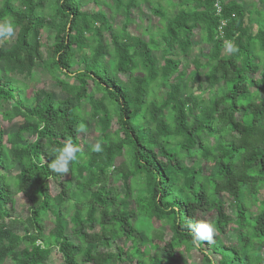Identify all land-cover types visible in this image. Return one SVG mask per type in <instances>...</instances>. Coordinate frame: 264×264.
I'll return each mask as SVG.
<instances>
[{
  "label": "trees",
  "instance_id": "obj_1",
  "mask_svg": "<svg viewBox=\"0 0 264 264\" xmlns=\"http://www.w3.org/2000/svg\"><path fill=\"white\" fill-rule=\"evenodd\" d=\"M152 1L151 13L163 22L161 64L153 57L161 49L157 40L116 31L101 9H82L83 0H0V22L18 28L8 48L0 43V119H22L8 134L0 125V264H48L52 248L62 264H180V253L191 251L205 264H264V200L255 197L256 209L249 211V199L264 191V25L252 33L245 23L248 11L237 0H219L218 12L217 0H177L168 11L162 0H111L108 6L124 18V31L133 10ZM257 1L264 6V0ZM255 13L264 18V11ZM44 28L54 36L42 51ZM195 33L210 48L204 61L194 58L191 85L201 89L196 71L206 68L209 87L221 86L204 101L193 94L182 97L174 81L184 75L176 54L188 57ZM89 36L96 39L94 47ZM226 41L238 51L224 55ZM37 61L65 98L39 89L32 93L33 105L25 102L26 83L16 85L13 77L28 79ZM159 90L163 95L150 98ZM88 120L101 136L100 153L83 151L75 131L80 124L87 128ZM111 123L116 128L111 130ZM68 139L81 150L69 173L60 176L48 167L50 153ZM122 155L129 163L120 172L126 196L132 193L131 177L142 185L133 209L104 190ZM15 166L18 173L9 175ZM18 194L28 203L25 218L9 215L7 206ZM70 207L66 233L63 219ZM46 213L53 216L47 234ZM204 213H214L216 235L213 244L197 249L187 224ZM137 217L164 222L168 237L159 232L155 238L156 229L133 226ZM16 225L22 234L14 231ZM147 247L153 255H145Z\"/></svg>",
  "mask_w": 264,
  "mask_h": 264
},
{
  "label": "rangeland",
  "instance_id": "obj_2",
  "mask_svg": "<svg viewBox=\"0 0 264 264\" xmlns=\"http://www.w3.org/2000/svg\"><path fill=\"white\" fill-rule=\"evenodd\" d=\"M237 1L240 2L244 6V8L248 11L245 16V23L247 24V26H249L250 31L254 33L256 28H258L261 25H264V18H262L261 16H258L255 13V10H260L261 12H263L264 6L260 4L257 0H237ZM105 2L107 3V5L105 4ZM155 3L156 1H152L147 4H142L140 7L134 9L132 13L133 22L124 31L121 29L124 23V18L120 15L114 16L111 14V9L108 6L112 4L111 0H100L97 5H95L90 0H83L82 9L89 10L92 12L98 9H101L103 12H105V14H107L108 17H110V22L113 28L116 29V31L120 30L122 34H127L128 32L130 34L140 36L145 41H148L149 37H153L155 40L159 42V45L161 46L160 50L153 52V57L157 64H161L163 62V59L166 57L162 53L163 45H162V40L160 38V34L158 31L159 29L162 28L163 22L160 21L158 16H155L151 13V8L153 5H155ZM176 3H177V0H162L159 2L163 11L171 10V5L176 4ZM0 24H3V22H0ZM17 30L18 28L14 27V35L10 39L5 40L6 41V42L4 41L5 43L2 42L3 48H8L14 42L16 35H17ZM53 36H54V30L50 28H44L40 31L39 38H40V42L43 45L41 47L42 51H44L45 47L49 45L50 42H52ZM102 37L104 40H107L108 33L104 32ZM88 41L90 42L91 46L94 47V44H95L94 42L96 41L95 37L89 36ZM209 48H210V45L206 44L202 40L201 33H195V35L193 36V47L188 57L185 58V57L179 56L178 53L176 54V58H178L181 61V65H182L181 69L184 71L183 72L184 75L182 78L174 79V81L175 82L178 81V83L180 84L182 97L187 96L189 94H193L199 101H204V100H207L211 96V94L214 95V94H219L221 92V86L219 84L216 86L209 87L208 83H206L205 76H204L208 70L206 68L197 69L196 71L200 77V83L202 86L201 89L197 88L196 85L194 86L191 85V78H190L191 75L190 74H192L196 70L193 64V60L194 58L199 57L201 60L204 61L205 59L203 57V54H206ZM223 53L225 55L226 51H223ZM75 68L76 67L74 66L73 69ZM13 80L17 82L16 85H19L21 81H25L26 90L24 94V100L26 103H28V105L34 104L32 93L33 91H36L39 89L51 92L53 97L56 99H63L66 96L64 92L60 90V88L54 82V80L50 77V75L47 73L45 69V65L42 61L36 62L35 67L32 70L28 79L23 76H19L17 78L13 77ZM155 95L156 97L163 95V90L161 91L159 90V92L156 94H151L150 98H153ZM6 106L9 108L11 106V102L7 103ZM82 109L86 111V118H87L88 117L87 112L89 110H87V106L83 103H82ZM239 116L240 114H237L238 118ZM21 123H22V119L19 117H16L9 123H5L1 121L0 119V125L2 126L5 134L15 131L18 125ZM114 128H116V125L114 123H111V130ZM86 129H87V134H81V139L83 140V144H81L83 151L90 149L93 143L97 141L101 142V139H100L101 136L96 131L94 127V122L88 120V125ZM185 163L187 165L191 164L192 159L187 158L185 160ZM124 164H126L127 167L129 166V163L127 162V159L124 155L119 156L115 159L114 165L116 168H119V171L109 175L108 181H107V184L104 190H112L115 193L117 201L121 200L122 198L126 199V201L130 205V208L133 209L135 207L133 196L134 194L137 193L138 190H141L142 185L140 184L139 178L131 177L129 179V183H130L132 193L126 196V190L124 188L123 180L120 176L121 175L120 172H122L123 169L128 170L127 167L122 166ZM18 171H19V167L15 166L13 169H10L7 173L9 175H15L16 173H18ZM56 192H57V187L55 186L53 182H51L50 183V193L55 194ZM144 192L145 191H142L143 194ZM255 197L258 200H264V191L261 190L256 196L251 197L249 199V211H254L256 209L257 200H255ZM222 200L226 204H232L229 198L224 197L222 198ZM27 206H28V203L25 197H23L20 194L15 195L13 204L11 205V207L10 205L7 206L10 217L11 218H25L28 214ZM231 210L232 208H229V211ZM71 213H72V207L68 208L66 215L63 219V224L65 226L66 233H69L70 231ZM202 218L212 221L214 218V213H204L202 214ZM43 219H44L43 222L45 226V234H47L53 226V216L49 213H46ZM147 220L148 219L146 218L144 219L141 218L140 220V217H137V219L134 218L132 220V224L133 226L139 225L141 229H144V228L145 229L148 228V230L151 229V232L153 229L154 230L156 229L155 232H152V236H154L155 238L160 234L159 232H162L164 234L163 235L164 239L168 237L167 232L169 230H168L167 225L164 222L151 219L149 223V221ZM98 229L99 227L97 226L94 230H98ZM14 231L17 234H22V227L16 225L14 228ZM219 237L222 241H225V242H229L232 239L230 235H224V234H220ZM70 239L72 241L74 240L73 237H70ZM91 246L93 247V249L97 248L96 245H91ZM129 246H130L129 242L124 243V248L127 249ZM110 248L111 250H114L115 248L114 242L111 243ZM51 252H52L51 258L48 264H62V260L57 250L55 248H52ZM145 252H146L145 255H149V256L154 254V250L149 247H147ZM161 254L163 256V253ZM261 255H264V250L261 252ZM179 257H180L179 259L180 264H205V262H202L201 260H199L200 254L198 252L191 251L188 255L186 254L184 255L181 252ZM132 258L135 259L136 255L132 256ZM148 258H149L148 256H145V259H148ZM6 264H11V263L8 261ZM172 264H175V263L173 262Z\"/></svg>",
  "mask_w": 264,
  "mask_h": 264
},
{
  "label": "clouds",
  "instance_id": "obj_3",
  "mask_svg": "<svg viewBox=\"0 0 264 264\" xmlns=\"http://www.w3.org/2000/svg\"><path fill=\"white\" fill-rule=\"evenodd\" d=\"M14 35L13 24L5 20L0 24V43L10 39ZM224 48L227 54H234L237 50L235 44L231 41H226ZM78 134H87V129L84 124H80L75 129ZM78 145L73 144L71 139L65 140L63 146L51 149L50 155L54 158L48 163V167L53 173L64 176L69 173V165L75 162L80 151ZM91 151L100 153L103 151L101 142L97 141L91 145ZM187 228L190 231L191 243L194 248H200L202 243L213 244L216 235V228L213 222L205 218H198L194 221H189Z\"/></svg>",
  "mask_w": 264,
  "mask_h": 264
},
{
  "label": "built area",
  "instance_id": "obj_4",
  "mask_svg": "<svg viewBox=\"0 0 264 264\" xmlns=\"http://www.w3.org/2000/svg\"><path fill=\"white\" fill-rule=\"evenodd\" d=\"M215 6H216V9H217V12L220 10V7H219V0H217V2L215 3ZM225 24L224 21L221 22V26H223ZM221 30V29H220Z\"/></svg>",
  "mask_w": 264,
  "mask_h": 264
}]
</instances>
